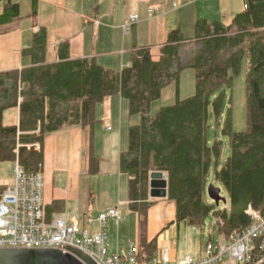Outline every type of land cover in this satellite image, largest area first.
I'll return each instance as SVG.
<instances>
[{"label": "trees", "instance_id": "1", "mask_svg": "<svg viewBox=\"0 0 264 264\" xmlns=\"http://www.w3.org/2000/svg\"><path fill=\"white\" fill-rule=\"evenodd\" d=\"M0 4V26L20 18L18 2L0 0ZM243 4L228 24L195 20L191 39L184 37L180 26L173 28L157 60L143 47L133 50L129 64L120 69L105 68L93 58L72 59L68 40L55 44L54 61L49 62L48 31L39 27L20 50L26 65L0 72V162L17 158L24 171L42 172L49 133L80 126L88 128L92 137L96 105L119 96L127 102L129 115L139 117L129 127L127 149L119 156V170L128 177V208L137 215L140 227L137 261L151 260L156 250V239L147 242L145 236L147 210L155 203L148 192L152 171L166 176L165 199L174 204L176 222L201 229L212 215L221 239L242 231L250 223L248 206L264 207V0H243ZM30 6L34 16L38 0H31ZM185 44L191 45V51L182 60ZM244 59L246 127L232 129L229 106L221 134L230 153L222 162L223 141H209L208 123L211 114L215 119L221 114ZM186 68L195 73L194 93L180 99L179 79ZM172 84L175 102L150 115V104ZM15 108L18 123L3 124V113ZM36 143L39 149L32 146ZM90 163H95L93 157ZM209 175L226 190L228 208L217 209L206 199ZM43 211L48 221L64 211V202L54 200Z\"/></svg>", "mask_w": 264, "mask_h": 264}, {"label": "rangeland", "instance_id": "2", "mask_svg": "<svg viewBox=\"0 0 264 264\" xmlns=\"http://www.w3.org/2000/svg\"><path fill=\"white\" fill-rule=\"evenodd\" d=\"M13 1L18 2L20 5V18L8 25L0 26V30L4 29L3 27H10L12 25L19 28H26V37L23 46L25 47L30 43L28 37H32L30 36L32 34L31 26L34 24L33 17H25L30 12L31 0ZM70 1L71 3H66V7H70L73 14L67 12L65 16H69L68 22H72L73 29H67L66 17H57L56 23L58 27L54 30L52 29L50 39L48 38L47 53L50 55L53 52L54 40H56L53 37L55 33L61 34L62 32L64 34L63 36L67 37L74 34L77 39L81 38V41H85L84 49L86 46H91L90 51L95 54L100 65L119 69L122 59L129 61L130 49L134 48L129 46H136L139 42L146 41L145 33H147L149 25L152 22H161L163 19H166L163 15L159 17H148V7L154 10L167 11L174 9L175 5V9L177 8L179 12L171 14L167 18L168 20L171 18H180V22L182 23L180 29L184 37L191 39L193 36V28L190 21H188L190 16L196 14V19L208 18L209 20L211 18H219L214 17L216 15L213 13H215L216 9L218 8L217 11H219L226 2L228 4H234L236 0H140L141 2L139 4H137L138 0H118V2L104 0L102 1L103 4L100 2L101 0ZM187 2L192 4L185 6L184 4ZM112 6L115 7V12L112 11ZM231 7L234 10V5ZM93 8L95 10L97 8L99 10V17L104 18L106 21L110 22L111 17H114L116 22L120 20L119 25H121V21L127 18L130 13L136 11L139 15L140 22L137 23V21V24L131 23L128 27L129 33L127 35L123 30V25V28L104 29L98 40H95V38L91 39L92 24L91 22L86 23L84 21V15L93 17ZM1 10L2 5L0 4ZM206 15H211V17H206ZM224 18H227L224 19L226 24L230 22V17ZM175 24L174 28L179 26L178 23ZM190 51L191 45L185 44L181 49L180 58L182 60L187 59ZM8 64H13V61H10V63H8V60L3 63L0 62V68L9 66ZM246 72L247 61L244 59L239 74L233 79L221 114L218 119H215L214 115L211 114L209 119V141H214V138L223 141L222 162L230 153L227 138L221 134V128L229 106L232 112V129L234 131H243L246 127ZM194 84L195 73L193 69H184L179 79V98L184 99L191 96L194 93ZM175 93L176 90L173 84L165 87L162 90L160 98L150 104V115L155 114L160 107L172 105L175 102ZM95 117L97 122L93 127L92 137L88 128L83 129L80 126H65L56 132L49 133L45 137L44 163L42 169L45 190L43 197L45 201L48 195H63L64 192L65 209L60 214L67 219L72 214L80 215L89 209H91L93 214H97L98 212L106 211L108 209L106 207L110 204H113L110 207H114L120 203V208L124 211V219L117 228L115 224L110 222L109 226H107V247L109 250H114L116 245L122 247L125 246V243L129 239L133 240L137 224L135 215L128 212L126 206L128 202V177L119 170V156L121 152L127 149L129 127L136 124L139 117L138 115H129L127 102L119 96L111 97L102 104H97L95 107ZM16 121L17 114L14 109H8L3 113V124L12 125ZM108 127L110 129H107ZM37 149H39V146ZM91 157L95 159V163H90ZM14 168L15 162H0V185H9L13 182ZM95 168L97 171L94 173L91 172ZM210 184H215V186L219 187L220 196L226 199V202L220 201L215 207L217 209L228 208L229 202L226 190L217 183H214L211 175L206 179L204 186L206 199L211 201L207 195V188ZM69 195H76L77 198L68 199ZM194 231L198 232L195 237H200V240H195V237H193L194 244L192 247L195 249L191 247L188 251L192 257L197 256L198 253L203 254L204 246L210 237L214 244L220 238L216 221L212 215L205 220L202 229L193 227L192 232ZM199 246L202 247L200 248Z\"/></svg>", "mask_w": 264, "mask_h": 264}, {"label": "built area", "instance_id": "3", "mask_svg": "<svg viewBox=\"0 0 264 264\" xmlns=\"http://www.w3.org/2000/svg\"><path fill=\"white\" fill-rule=\"evenodd\" d=\"M148 13L160 14L154 9H149ZM138 20L137 14L130 15L124 28L128 29ZM32 146L37 149L39 145ZM14 162L13 182L0 185L3 186L0 189V249L67 251L68 247H73L88 255L94 264H257L264 260V207L255 209L248 206V226L228 240L219 238L216 244L209 240L203 254L197 258L185 255L171 259L167 250H163L149 261H137L138 249L132 241L128 242L124 254H120L117 245L114 250L107 247L108 222L118 225L123 217L120 203L97 214L89 209L80 215L72 214L69 219L56 214L47 221L43 211L42 173L26 172L19 166L17 158Z\"/></svg>", "mask_w": 264, "mask_h": 264}, {"label": "crops", "instance_id": "4", "mask_svg": "<svg viewBox=\"0 0 264 264\" xmlns=\"http://www.w3.org/2000/svg\"><path fill=\"white\" fill-rule=\"evenodd\" d=\"M102 1H104V0H101L100 2H102ZM110 1L118 2V0H110ZM114 2H110V3H114ZM139 2H141V1L138 0L137 4H139ZM66 3H71V1L70 0H38L37 13L34 16L30 15V12L25 15V17H33V21H34V24H32V26H31L32 34L30 36H32L33 33H35L39 29L40 26H44L48 31V38L50 39V35H51L52 31L58 27L57 23H56L57 17H66L67 18L66 23L68 26L67 29H69V30L73 29L72 22H68L69 16H65V14L67 12L73 14V11L70 9V7L69 8L66 7ZM102 4H103V2H102ZM114 4H116V3H114ZM191 4L192 3L187 2L184 5L189 6ZM232 5H234V10L231 7ZM41 6H42V8H41ZM175 7L176 6H174V9H170L167 11L158 10L160 12V14L158 16L157 15H150L148 13V10L150 8L148 7V9H147V16L148 17H153V16L159 17L160 15H163L166 17V19H163V21H161V22L160 21L152 22V24L149 25L147 33H145L146 41L139 42V44H137L136 46H129V47H134V48L130 49L131 52L133 51V49L135 50V49H138L141 47H145V48H148L150 50V53H151L152 58L154 60L158 59L160 46L166 40L168 32L174 28V26L176 25L175 23H178L179 26L182 25V23L180 22V18H178V17L176 19L171 18L170 20H168V18H167L168 16L170 17L171 14H176L177 12H179L177 8L175 9ZM243 8H244L243 0H238V1L236 0L234 2V4H228L226 2L223 5L221 10L217 11V9H218L217 8L215 11L216 14L213 13L214 15H216L214 17H219V18H211V20L212 19L220 20L223 24H226L224 19H227V18H224V17H228V18L230 17L229 21H231V18L233 17V15L237 12L242 11ZM112 9H113L112 11L115 12V7L112 6ZM133 14H137V12L134 11V12L130 13L127 18H124L121 21V25H119L118 23H120V20H117V22H116L114 17L110 18V22L104 20V18H102V17L100 18L99 17V10L96 8V10L95 9L93 10V17H88V16L84 15V21L86 23L91 22V24H92L90 38L91 39L95 38V40H98L101 37V32H103L104 29L109 30V29H113V28L118 29L119 27L123 28V25L128 20L129 16L133 15ZM211 15L210 16L206 15V17H211ZM138 17H139V15H138ZM196 17H197V15L193 14L188 19V21H190V23L192 24V28H193V24H194L195 20H197ZM151 19H153V18H151ZM206 19H208V18H206ZM139 22H140V19L138 20L137 23H139ZM3 28L4 29L0 30V62L3 63L4 61L8 60V63H10V61H13V64H8L9 66L1 67L0 72L6 71V70H11V69H20L26 65V61H24L20 55V50L24 46V40L26 37L25 36L26 28H21V27L19 28V27H16L15 25H12L10 27H3ZM123 30L126 33V35L129 33V28L128 29L123 28ZM63 35L64 34L62 32H61V34H59V33L54 34L53 37H54V39H56V40H54L55 44L60 40H68L70 43V56L72 59H81V58L92 59L93 58L99 64L98 59L96 58L95 54H93V52L90 51L91 46H86L84 49V45H85L84 40L81 41V38L77 39V37H75L74 34H72L71 36L69 35V37L63 36ZM29 40H31V37H28V41ZM55 44L53 45V52H51L50 55H49V53H47V60L49 62L54 61V46H55ZM89 45H91V44H89ZM128 64H129V61H125L124 59H122L120 68H122L123 66H126ZM103 67L111 68L109 66H104V65H103ZM14 110L17 114V121L14 124H17L18 123V109L15 108ZM43 151H44V147H43ZM42 174H43V170H42ZM43 181H44V176H43ZM75 194H76V192H75ZM43 196H44V194H43ZM64 196H65L64 192H63V195L58 194V195L54 196L53 194H51V196L48 195L49 198L48 197H47V199L45 198L44 202H45V204H48L54 200H62L64 202V209H65V198H64ZM76 198H77L76 195H69L68 199H76ZM153 200L155 201L154 205L151 206L147 210L146 225H145V236H146L147 242L151 241L154 238L156 239L155 255H158L163 250H167L171 259H180L185 255L191 256L188 253V251L190 250V248L194 244L193 237H195L198 234V232L197 231L192 232L193 227L189 226L186 221H182V222H176L175 221L173 202L168 201L165 198L164 199H153ZM126 204H127L126 206L128 208V203H126ZM112 205L113 204H110L106 208H109ZM84 211H86V210H84ZM128 212L133 213L129 210V208H128ZM122 214H123V217H122L121 221L124 219V211H122ZM133 214L136 217V221H137L136 223L137 224H136L134 238H133V240L129 239L128 242L132 241L134 243V245L137 246V248L139 249L138 246H139L140 227H139L137 215L135 213H133ZM109 222L112 224H115L113 221H109ZM109 222H108L107 226H109V224H110ZM120 222H119V224H120ZM119 224L118 225L115 224L116 228L119 226ZM117 233H118V231H117ZM200 233H199V235H200ZM209 237H210V233H209ZM195 240L199 241L200 237L199 238L195 237ZM209 240H211V237L209 238ZM128 242H126L125 246H122V247L117 245L120 254L125 253ZM199 247L201 248L202 246H199ZM192 249H195V248L192 247ZM199 256H201L200 253H198V255L193 257V258H197Z\"/></svg>", "mask_w": 264, "mask_h": 264}, {"label": "water", "instance_id": "5", "mask_svg": "<svg viewBox=\"0 0 264 264\" xmlns=\"http://www.w3.org/2000/svg\"><path fill=\"white\" fill-rule=\"evenodd\" d=\"M148 192L151 199H164L167 196V179L163 172L152 171L148 178ZM210 200L218 205L226 199L220 196V188L210 184L207 188ZM0 264H94V261L77 248L68 247L67 251L56 249H0ZM257 264H264V260Z\"/></svg>", "mask_w": 264, "mask_h": 264}]
</instances>
